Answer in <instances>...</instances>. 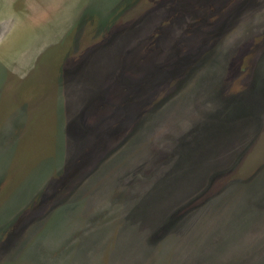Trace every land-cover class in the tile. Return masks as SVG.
Returning <instances> with one entry per match:
<instances>
[{
  "label": "rangeland",
  "instance_id": "374dc122",
  "mask_svg": "<svg viewBox=\"0 0 264 264\" xmlns=\"http://www.w3.org/2000/svg\"><path fill=\"white\" fill-rule=\"evenodd\" d=\"M0 264H264V0H0Z\"/></svg>",
  "mask_w": 264,
  "mask_h": 264
}]
</instances>
